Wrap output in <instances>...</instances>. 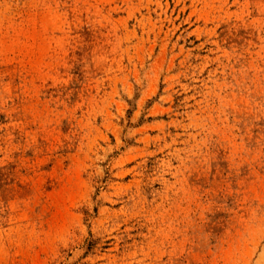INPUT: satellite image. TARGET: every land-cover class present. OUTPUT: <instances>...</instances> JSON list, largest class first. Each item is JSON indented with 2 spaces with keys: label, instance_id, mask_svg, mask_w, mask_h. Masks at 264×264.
Returning a JSON list of instances; mask_svg holds the SVG:
<instances>
[{
  "label": "rangeland",
  "instance_id": "374dc122",
  "mask_svg": "<svg viewBox=\"0 0 264 264\" xmlns=\"http://www.w3.org/2000/svg\"><path fill=\"white\" fill-rule=\"evenodd\" d=\"M0 264H264V0H0Z\"/></svg>",
  "mask_w": 264,
  "mask_h": 264
}]
</instances>
